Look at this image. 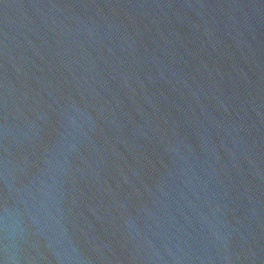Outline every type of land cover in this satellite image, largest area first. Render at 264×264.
<instances>
[{"label":"water","instance_id":"1","mask_svg":"<svg viewBox=\"0 0 264 264\" xmlns=\"http://www.w3.org/2000/svg\"><path fill=\"white\" fill-rule=\"evenodd\" d=\"M0 264H264V0H0Z\"/></svg>","mask_w":264,"mask_h":264}]
</instances>
